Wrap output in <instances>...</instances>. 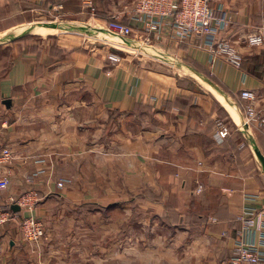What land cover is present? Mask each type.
I'll list each match as a JSON object with an SVG mask.
<instances>
[{"label": "crops", "instance_id": "crops-1", "mask_svg": "<svg viewBox=\"0 0 264 264\" xmlns=\"http://www.w3.org/2000/svg\"><path fill=\"white\" fill-rule=\"evenodd\" d=\"M87 1L0 0V147L15 153L0 203L37 194L0 229V264H228L237 241L263 245L239 220L264 210V128L240 126L239 94L264 97V44L246 42L264 34V0H210L232 19L239 68L212 62L204 35L178 41L170 18L146 33L138 0ZM56 13L57 33H15ZM114 21L128 39H86L113 37ZM28 216L44 223L37 244Z\"/></svg>", "mask_w": 264, "mask_h": 264}, {"label": "built area", "instance_id": "built-area-1", "mask_svg": "<svg viewBox=\"0 0 264 264\" xmlns=\"http://www.w3.org/2000/svg\"><path fill=\"white\" fill-rule=\"evenodd\" d=\"M87 8L94 10L92 0L86 2ZM135 19L142 22L146 33L159 35L162 25L167 18L172 20V35L181 42L192 38L205 36L210 46V59L215 62L218 58H224L229 64L239 68L243 62L242 53L237 46L223 33L230 26L232 19L227 16L225 8L213 6L210 0H138L135 7ZM109 33L116 38L128 39L133 33V28L121 22L108 23ZM250 46H261L264 44L262 28L250 33L246 37ZM109 59L119 61L117 54L110 53ZM257 91L243 89L240 94V105L242 107L245 125L249 128H264V97ZM228 135V130L223 123L218 124L215 137L222 141ZM15 159V153L8 147H0V167H4ZM10 185L7 173H0V191H6ZM59 186L64 181L58 182ZM37 201L34 191L23 193L20 196L8 195L3 203H0V229L10 221L15 212L13 205L20 207H32ZM242 223V231L252 235L255 230L264 229V210L248 209L239 216ZM20 228L24 239L29 243L37 244L45 236L44 223L35 216H28L20 221ZM264 236L263 245L252 240H239L234 249L233 256L228 264H264Z\"/></svg>", "mask_w": 264, "mask_h": 264}, {"label": "rangeland", "instance_id": "rangeland-1", "mask_svg": "<svg viewBox=\"0 0 264 264\" xmlns=\"http://www.w3.org/2000/svg\"><path fill=\"white\" fill-rule=\"evenodd\" d=\"M58 13H56L55 15H53V16H51V15H43V16H39V17H37L38 19L37 20H35V21H33V23L32 24H30V25H25L26 27H25V29H20L19 27L15 30L16 32L15 33H22V32H26V36H23L22 38L23 39H31V38H35V37H37V34H35L33 31H31L30 29H29V27H31V26H35V25H54V24H60V23H66L67 21V17H62V15H60V16H58ZM23 27V26H22ZM92 27H94V26H92ZM100 29V28H99ZM21 30V31H20ZM75 31H77V30H75ZM96 31V30H95ZM99 32V31H98ZM98 32H95L94 34H92V35H90V36H88L86 39L87 40H91V41H94V40H100V39H102V40H108L109 42H111V43H114V44H117V42H119L117 39L118 38H116V37H110V38H107V39H105V36H104V34H99ZM14 32H13V34L12 35H14L15 34ZM109 35H111V34H109ZM39 36V35H38ZM60 181H64V183L66 182V179H61Z\"/></svg>", "mask_w": 264, "mask_h": 264}, {"label": "bare ground", "instance_id": "bare-ground-1", "mask_svg": "<svg viewBox=\"0 0 264 264\" xmlns=\"http://www.w3.org/2000/svg\"><path fill=\"white\" fill-rule=\"evenodd\" d=\"M29 29L41 35H47L49 33H57L59 31L57 28H54L51 25H38V26L30 27Z\"/></svg>", "mask_w": 264, "mask_h": 264}, {"label": "water", "instance_id": "water-1", "mask_svg": "<svg viewBox=\"0 0 264 264\" xmlns=\"http://www.w3.org/2000/svg\"><path fill=\"white\" fill-rule=\"evenodd\" d=\"M8 103H9V101H8ZM241 115H242V118H241V123L243 124V125H245V123H244V118H243V112L241 111ZM245 127H247V126H245ZM258 153V155H259V157L261 158V160L263 161V163H264V158H263V156L259 153V152H257ZM13 210H15V211H19L20 209H21V207L19 206V205H17V204H15V205H13Z\"/></svg>", "mask_w": 264, "mask_h": 264}]
</instances>
